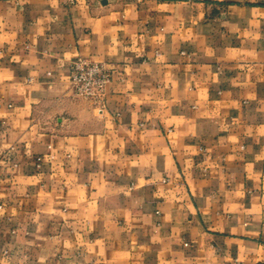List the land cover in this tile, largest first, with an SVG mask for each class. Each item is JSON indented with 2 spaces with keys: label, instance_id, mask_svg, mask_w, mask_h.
<instances>
[{
  "label": "crops",
  "instance_id": "crops-1",
  "mask_svg": "<svg viewBox=\"0 0 264 264\" xmlns=\"http://www.w3.org/2000/svg\"><path fill=\"white\" fill-rule=\"evenodd\" d=\"M0 264H264V0H0Z\"/></svg>",
  "mask_w": 264,
  "mask_h": 264
},
{
  "label": "built area",
  "instance_id": "built-area-1",
  "mask_svg": "<svg viewBox=\"0 0 264 264\" xmlns=\"http://www.w3.org/2000/svg\"><path fill=\"white\" fill-rule=\"evenodd\" d=\"M71 85L78 98L92 101L99 109L104 108L107 84L111 73L102 63L77 58L72 61Z\"/></svg>",
  "mask_w": 264,
  "mask_h": 264
}]
</instances>
